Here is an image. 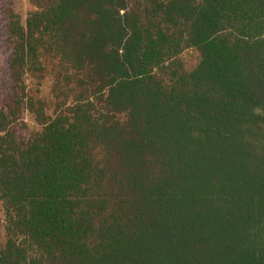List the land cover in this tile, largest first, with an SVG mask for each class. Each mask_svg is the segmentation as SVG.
<instances>
[{
	"label": "trees",
	"instance_id": "obj_1",
	"mask_svg": "<svg viewBox=\"0 0 264 264\" xmlns=\"http://www.w3.org/2000/svg\"><path fill=\"white\" fill-rule=\"evenodd\" d=\"M28 1L0 264H264V0Z\"/></svg>",
	"mask_w": 264,
	"mask_h": 264
},
{
	"label": "rangeland",
	"instance_id": "obj_2",
	"mask_svg": "<svg viewBox=\"0 0 264 264\" xmlns=\"http://www.w3.org/2000/svg\"><path fill=\"white\" fill-rule=\"evenodd\" d=\"M14 6L17 12L21 15L23 20L27 17L28 12L32 9L28 0H13ZM8 6V0H0V84L4 81L7 72V57L9 53V45L6 41L5 34V19L4 11ZM187 58L192 60L191 56L187 55ZM26 119L31 127L37 128L36 122L33 120L31 115L26 114Z\"/></svg>",
	"mask_w": 264,
	"mask_h": 264
}]
</instances>
